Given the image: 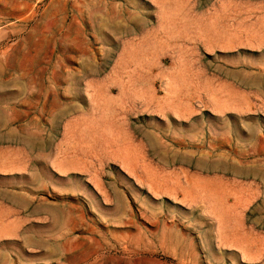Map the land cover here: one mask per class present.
Segmentation results:
<instances>
[{"label": "rangeland", "instance_id": "rangeland-1", "mask_svg": "<svg viewBox=\"0 0 264 264\" xmlns=\"http://www.w3.org/2000/svg\"><path fill=\"white\" fill-rule=\"evenodd\" d=\"M87 1L0 0V264H264V0Z\"/></svg>", "mask_w": 264, "mask_h": 264}, {"label": "bare ground", "instance_id": "bare-ground-1", "mask_svg": "<svg viewBox=\"0 0 264 264\" xmlns=\"http://www.w3.org/2000/svg\"><path fill=\"white\" fill-rule=\"evenodd\" d=\"M85 1H87V0H85ZM89 1H90V0H89ZM89 1H87V2L89 3ZM91 1H92V0H91ZM99 2H100V1H99ZM85 3H86V2H85ZM92 3H93V2H92ZM92 3H91V4H92ZM100 3H101V2H100ZM110 3H111V2H110ZM76 4H77V3H76ZM101 4H102V3H101ZM104 4H105V3H104ZM104 4H103V5H104ZM110 5H111V4H109L108 6H110ZM113 5H114V3H113ZM123 5H124V4H123ZM129 5H130V4H129ZM83 6H84V5H83ZM93 6H94V4H93ZM96 7H98V6L96 5ZM99 7H101V5H100ZM103 7H104V6H103ZM103 7H102V8H103ZM116 7H117V5H116ZM119 7H120V6H119ZM109 8H110L109 10L111 11V7H109ZM121 8H122V7H121ZM123 8H124V7H123ZM126 8H128L127 5H126ZM92 9H93V8H92ZM92 9H90V10H92ZM100 9H101V8H100ZM115 9L117 10V9H119V8H115ZM81 10H82V9H81ZM116 10H115V11H116ZM125 10H126V9H125ZM125 10H123L124 13H125ZM128 10H129V8H128ZM107 11H108V9H107ZM115 11H113L112 13H114ZM83 12H84V10H83ZM105 12H106V9H105ZM108 12H109V11H108ZM118 12H119V11H118ZM129 12H130V11H129ZM129 12H128V13H129ZM78 13H79V11H78ZM80 13H81V12H80ZM86 13H87V12H86ZM131 13H132V12H131ZM110 14H111V13L109 12L108 15H110ZM83 15H84V14H83ZM87 15H88V13H87ZM113 15H114V14H113ZM119 15H120V14H119ZM81 16H82V14H81ZM116 16H117V15H116ZM120 16H121V15H120ZM120 16H118V17H120ZM124 16H125V14H124ZM126 16H127V15H126ZM86 17H89V16H86ZM90 17H91V16H90ZM82 18H84V16H83ZM97 18H98V17H97ZM110 18H112V17H110ZM113 18H114V17H113ZM113 18H112V19H113ZM74 19H75V18H74ZM76 19H77V17H76ZM86 19H87V18H86ZM118 19H119V18H118ZM127 19H128V18H127ZM130 19H131V18H130ZM26 20H28V19H26ZM77 20H78V19H77ZM87 20H88V19H87ZM115 20H116V19H115ZM133 20H134V19H133ZM79 21H80V20H79ZM99 21H100V20H99ZM127 21H128V20H127ZM127 21H126V22H127ZM141 21H142V20H141ZM143 21H144V20H143ZM86 22H87V21H86ZM98 23H99V22H98ZM89 24H90V23H89ZM115 24H116V23H115ZM127 24H128V23H127ZM138 24H139V23H137V26H138ZM143 24H144V23H143ZM71 25H72V24H71ZM82 25H83V24H82ZM95 25H96V24H95ZM133 25H134V24H133ZM133 25H132V26H133ZM140 25H141V23H140ZM83 26H84V25H83ZM83 26H82V27H83ZM88 26H89V25H88ZM130 26H131V25H130ZM132 26H131V27H132ZM137 26H136V27H137ZM141 26L144 27V25H141ZM104 27H105V26H104ZM69 28H70V27H69ZM69 28H68V29H69ZM90 28H91V27H90ZM122 28H123V27H122ZM126 28H127V27H126ZM126 28H125V29H126ZM139 28H141V27L139 26ZM139 28H138V30H139ZM68 29H67V30H68ZM86 29H87V28H86ZM129 29H130V28H129ZM67 30H66V31H67ZM69 30H70V29H69ZM80 30H81V29H80ZM117 30H118V29H117ZM123 30H124V28H123ZM126 30H127V29H126ZM132 30H133V29H132ZM102 31H103V30H102ZM135 31H136V30H135ZM141 31L143 32V30H141ZM64 32H65V31H64ZM81 32H82V31H81ZM111 32H113V30H112ZM118 32H119V30H118ZM123 32H124L123 34H125V31H123ZM128 32L131 33L130 31H128ZM133 32H134V31H133ZM139 32H140V31H139ZM55 33H56V32H55ZM66 33H67V32H66ZM115 33H116V32H115ZM119 33H120V32H119ZM42 34H43V33H42ZM117 34H118V33H117ZM117 34H116V36H117ZM121 34H122V33H121ZM127 34H128V33H127ZM127 34H126V35H127ZM140 34H141V33H140ZM118 35H119V34H118ZM126 35H125V36H126ZM34 37H35V36H34ZM41 37H42V36H41ZM41 37H38V38L41 39ZM55 38H56V37H55ZM68 39H69V37H68ZM55 40H56V39H55ZM58 40H59V39H58ZM68 41H70V40H68ZM62 42H63V41H62ZM82 50H83V49H82ZM1 72H2V71H1ZM1 72H0V73H1ZM4 73H5V71H4ZM5 75H6V74H5ZM21 75H22V74H21ZM2 77H3V76H2ZM44 87H45V86H44ZM44 87H43V88H44ZM1 88H2V87H1ZM41 90H42V89H41ZM44 90H45V89H44ZM46 93H47V92H46ZM43 95H44V94H43ZM43 95H42V96H43ZM43 98H44V97H43ZM59 106H60V105H59ZM250 134H251V133H250ZM253 135H254V134H253ZM260 136H261V135H260ZM256 138H258V137H256ZM261 139H263V137H262ZM242 142H243V141H242ZM258 142H259V141H258ZM263 143H264V141H263ZM253 147H254V146H253ZM249 150H253V149L251 148V149H249ZM224 163H225V162H224ZM256 163H257V162H256ZM232 164H233V163H232ZM201 165H202V164H201ZM198 166H200V165H198ZM230 166H231V165H230ZM246 166H247V165H246ZM246 166L244 165L243 167H246ZM250 166H251V165H250ZM228 167H229V166H228ZM222 168H224V166H223ZM239 168H241V167H239ZM233 169H234V168H233ZM238 171H239V170H238ZM246 171H247V170H246ZM236 174H237V173H236ZM259 175H260V174H259ZM250 176H251V175H250ZM262 176H263V175H262ZM197 178H198V177H197ZM197 178H196V179H197ZM200 178H201V177H200ZM214 179H215V178H214ZM198 180H199V179H198ZM219 180H220V179H219ZM207 181H208V180H207ZM220 181H221V180H220ZM222 181H223V180H222ZM215 182H216V181H215ZM202 183H203V182H202ZM207 184H208V183H207ZM230 184H231V183H230ZM197 187H198V186H197ZM200 187H201V186H200ZM195 188H196V187H195ZM203 188H204V186H203ZM244 189H245V187H244ZM206 193H207V190H206ZM206 193H205V195H206V197H207L208 195H207ZM210 193H211V192H210ZM228 193H229V192H228ZM213 194H214V193H213ZM210 195H211V194H209V196H210ZM232 195H233V194H232ZM227 196H228V195H227ZM201 197H202V196H201ZM201 197H200V199H201ZM211 197H212V196H211ZM215 197H216V196H215ZM215 197H214V199H215ZM232 197H233V196H232ZM198 198H199V197H198ZM208 198H210V197H208ZM224 198H225V197H224ZM242 198H243V197H242ZM242 198H241V199H242ZM212 199H213V198H211V200H212ZM216 199H217V198H216ZM209 200H210V199H209ZM199 201H200V200H199ZM215 201H216V200H215ZM203 202H204V200H203ZM217 202H219V201H217ZM195 203H196V202H195ZM239 204H240V203H239ZM203 205H204V204H203ZM207 206H208V205H207ZM263 207H264V206H263ZM224 208H225V207H224ZM217 219H218V218H217ZM239 229H240V228H239ZM243 230H244V229H243ZM245 231H246V230H245ZM245 231H239V233L241 232L240 234H242V232H243L242 235L244 236V234H245L244 232H245ZM246 232H247V231H246ZM250 232H251V231H250ZM247 233H248V232H247ZM220 234L222 235V233H220ZM240 234H239V236H240ZM248 234H249V233H248ZM250 235H251V234H250ZM250 235H249V236H250ZM247 236H248V235H247ZM249 236H248V237H249ZM220 237H221V236H220ZM250 237H251V236H250ZM253 237H254V236H253ZM222 238H224V237H222ZM239 238H241V237H239ZM245 238H246V237H245ZM255 238H256V237H255ZM257 239H258V238H257ZM243 240H244V242H245V241L247 240V238H246V240L243 238ZM250 240H251V238H250ZM250 240H248V241H249V242H252L254 239H252V241H250ZM254 241L257 242V240H254ZM253 243H254V242H253ZM242 244H245V243H242ZM250 244H251V243H250ZM233 245H234V244H233ZM246 245H247V244H246ZM241 247H242V246H241ZM243 249H244V247H243ZM241 250H242V249H241ZM242 251H243V250H242Z\"/></svg>", "mask_w": 264, "mask_h": 264}]
</instances>
